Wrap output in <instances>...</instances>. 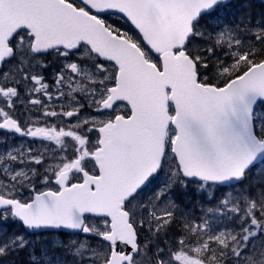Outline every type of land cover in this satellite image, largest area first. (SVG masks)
<instances>
[{"label":"snow or ice","instance_id":"snow-or-ice-1","mask_svg":"<svg viewBox=\"0 0 264 264\" xmlns=\"http://www.w3.org/2000/svg\"><path fill=\"white\" fill-rule=\"evenodd\" d=\"M0 145V264H264V0H0Z\"/></svg>","mask_w":264,"mask_h":264},{"label":"rangeland","instance_id":"rangeland-1","mask_svg":"<svg viewBox=\"0 0 264 264\" xmlns=\"http://www.w3.org/2000/svg\"><path fill=\"white\" fill-rule=\"evenodd\" d=\"M255 3L257 4V6H259V4H260V0H255ZM258 10H259V8H258ZM225 15H227V14H225ZM229 18H230V17H229ZM110 19H111L112 21H114L115 23H117V24H121V23H122V21H120L117 17H111ZM124 27H127V25H124ZM22 141H23V138H21V137H17L15 141H10V142L20 143V142H22ZM0 147H3V145H0ZM260 167H261V168H264V165H261ZM164 179H165V177H163V176L159 177V178L155 181V184H162L163 181H164ZM188 199H189V200H192V202L194 203V202H195V200H194V194H193L192 197H189ZM186 202H187V201H186ZM13 227H14V226H13ZM9 230L11 231V230H12V227H10ZM32 238H33V239H37V238H42V237H32ZM44 242L50 245V244H51V239L49 238V239L45 240Z\"/></svg>","mask_w":264,"mask_h":264}]
</instances>
